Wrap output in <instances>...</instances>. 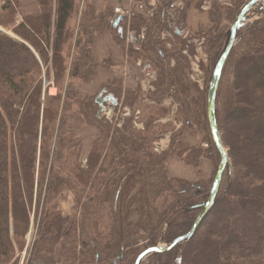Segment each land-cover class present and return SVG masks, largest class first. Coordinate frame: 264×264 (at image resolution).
<instances>
[{"label":"trees","instance_id":"1","mask_svg":"<svg viewBox=\"0 0 264 264\" xmlns=\"http://www.w3.org/2000/svg\"><path fill=\"white\" fill-rule=\"evenodd\" d=\"M155 1L152 6V0H141L139 9L123 17V37L118 31L115 35L125 54L157 67L156 89L144 102L150 111L141 128V112L134 110L144 100L141 90L125 94L124 109L131 115L118 119L122 126L99 118L97 96L81 95L73 82L61 96L45 95L49 104L42 101L37 79L44 69L52 68L57 78L68 74L66 44L78 12L76 0H37L41 12L19 24L21 0L4 4L0 27L14 37L0 30V264H20L17 253L25 248L33 213L39 228L28 264H134L140 246L160 240L166 226L165 241L192 230L209 199L221 156L210 131L206 93L191 79L192 61L199 55L195 38L179 33L187 32L193 4L198 11L212 4L214 26L195 35L208 56L202 69L211 75L227 34L216 20L224 9L234 24L242 0ZM112 13L111 7L98 11L86 4L76 33L73 80L97 77L93 45ZM128 22L135 39L127 50ZM106 89L121 101L115 88ZM167 99L178 105L177 120L202 130L208 149L186 145L179 134L168 150L158 152L167 130L160 120L169 115L161 103ZM216 118L229 150L222 194L189 241L148 264H264V18L252 23L226 62ZM85 125L99 132L83 164L79 130ZM172 157L194 167L208 159L214 171L197 183L170 177L165 162ZM68 189L76 191L80 214L75 218L59 207Z\"/></svg>","mask_w":264,"mask_h":264},{"label":"rangeland","instance_id":"2","mask_svg":"<svg viewBox=\"0 0 264 264\" xmlns=\"http://www.w3.org/2000/svg\"><path fill=\"white\" fill-rule=\"evenodd\" d=\"M207 1V0H205ZM210 0H208L209 3ZM245 0H242V6L244 4ZM7 2V0H0V14L2 11V8L4 6V4ZM198 3V2H196ZM156 4L155 0H152L151 5L154 6ZM229 6H226L228 8L232 7V2H229ZM260 4V3H259ZM22 5V0L20 2V8ZM88 5V4H87ZM126 4H124L123 6H106V8L111 7L113 9V18H110V20L106 21L102 28L100 33L98 34V36H96V40H98V37L101 35H107L109 37V34L112 36L114 43L119 47L121 54L123 56V60H124V64L116 62V61H121L123 62V60H114L112 59L111 54H109L108 56L105 57V59L101 62H97L95 61V63L97 64V68H95L96 73H98L97 77L93 80H89V81H82L79 78H75L74 80L71 78L70 73L72 71V63L74 62V56H75V52H76V43L78 42L77 38V32L78 29H80V25L75 26L70 29L71 30V36L68 38L67 40V44H66V54L67 57L69 56V58L67 59L68 62V74L66 75V77H60L57 78L56 73L54 72V70H49V72L44 69V71L41 73V77H39L37 79V82H41L42 87H43V97H42V101L46 104H49V101L45 100V95L51 96V97H55V96H61L60 93L64 94L66 92L67 86L69 85L68 83L73 82L75 84L74 88H76V90L83 96L85 97H89V98H93V97H98L99 94L103 91V90H107L106 88H115L114 90L116 92H118L121 101L118 105V107L115 108L114 112L109 114V110H110V106H107V110L106 112H103L99 115L100 112V108L98 111V117L99 118H103L105 117L107 120L111 121V120H115L117 121V123L119 124V126H122L123 121L122 120H118V119H122V115H124V113L126 114H130L131 115V110L129 108H125L124 109V100H125V94L127 92H133L136 90H141V93L143 95V102L141 103V105H138L135 107L134 110H139V112H141L140 114V121L137 124L138 128L142 127V123L141 122H145L147 120V116H148V112L150 111V107L146 106V104L144 103L147 99H148V95L150 93L155 92V82L157 81L158 78V72H157V67L147 61L146 59H141L140 56L137 55H133V57H129L127 54H125L122 49L120 48V46L117 44L116 42V37L115 35H117V31L118 29H113V22L115 20V18L117 17H126L129 15V13L131 12V10L139 9V6L141 5V0H133L131 2V4L128 6H125ZM194 5V4H193ZM211 3L209 5H207L208 8L206 9H202L200 8L199 13H204L205 11L209 13V15H211ZM263 2L257 6L256 9H254L252 11L253 14H255L254 18L252 19V21L249 22V24L247 25V27L243 30L242 32V38L245 36V34L247 33L248 29L250 28V26L252 25V23L256 20L262 19L264 18V9H263ZM91 6V5H90ZM179 6L183 7V2H179ZM241 6V7H242ZM121 8L123 11L125 12H129L128 15H122L120 13L116 12V9ZM195 7L197 8L196 4ZM106 8L103 10L105 11ZM98 11H100L98 8H96ZM222 15L223 16H219L220 17V21L216 20L219 25H223V27H225L227 29V34L225 37V40L223 42V46L220 49L218 55H217V60L224 48V45L226 43V40L228 38L229 32L233 26V24H230L228 20H226V12L224 9H222ZM241 10V9H240ZM20 9H19V13H20ZM41 12V9L37 12L39 13ZM19 15V14H18ZM174 17V14L172 15V18ZM211 17V16H210ZM129 20V19H128ZM212 23L209 25V27H213L214 26V22L213 19L211 18ZM130 21V20H129ZM122 23V22H121ZM120 23V24H121ZM128 32L126 33V49L128 50L129 44H131V42H133V40L135 39L133 37V34L130 32V22H128ZM76 27L78 28L76 30ZM121 27V25H120ZM208 27H203L202 29H206ZM1 30L5 31L6 33H8L9 35H13L11 30H5L4 28L0 27ZM76 30V32H74V30ZM186 29H187V25H186ZM181 33H183L182 36L188 35V33H192V32H185V31H180ZM200 30L198 32H193L192 33V37L195 38L193 39L195 41V46L197 47V52L199 53V55H197L195 57V59L192 61V74H191V79L193 82L198 83L199 88L204 91L205 93L207 92V86L209 83V80L211 78L210 74H207L203 71V63L205 62L207 63L208 60V56L205 55L203 53V50L201 49V44L199 43V39L197 40V38L195 37V35H198L197 33H199ZM122 38V37H121ZM242 38H240V40L237 42V45L240 43V41L242 40ZM237 45L235 46V48L237 47ZM234 48V49H235ZM233 49V50H234ZM76 57V56H75ZM95 60V59H94ZM216 60V62H217ZM153 64V76H154V81L152 80L151 82H149V80L147 81L145 75L143 74V68L145 67V65L147 64ZM204 63V64H205ZM121 64V65H120ZM82 71V70H81ZM101 74V75H100ZM107 79L106 82L103 81V79ZM98 79H102L101 84L97 85L95 88H92L93 86L91 85V83L95 80ZM94 83V82H93ZM92 83V84H93ZM95 84V83H94ZM114 85L116 87H114ZM110 90V89H109ZM108 93V91H107ZM109 94V93H108ZM206 95V94H205ZM62 104H64L65 99L62 96ZM97 99V98H96ZM206 99V96H205ZM144 103V104H143ZM163 107H166L169 110V115L167 117H165V119L160 120L161 123H165L167 125L166 127V132H165V137L162 138L160 140V142H158V144L156 145L158 152H162L165 150H168L171 144V140L174 136L179 135V138L182 140V142H184L186 145H190V146H203L204 149H208L209 148V143H207V141H205V135L204 133H202V130L198 128L197 125H192V127H187V125L185 124L184 121H179L176 119V114L178 111V105L174 104L173 101L171 99H167L165 100L163 103H161ZM207 111V109H206ZM231 123V122H230ZM210 126V125H209ZM169 128V130H168ZM211 131V129H210ZM98 129L94 128L93 126H82V128L79 130V136L82 140V151H81V161L82 163H86V159L89 156L91 150H92V142L94 140V135H96V133H98ZM180 132V133H177ZM11 135L13 136V133H11ZM162 143L164 144V147L162 148L161 145ZM227 152H228V157H229V150L226 148ZM220 157V155H219ZM220 159H219V163L220 164ZM166 165V169L168 171V174L170 177H175V178H181L184 180H187L189 182L192 183H197L200 181H205L206 179H208L211 175L212 172L214 171V162L208 159H204L201 161L200 165L198 167H194L191 165L186 164L184 161H182L181 159L177 158V157H172L166 160L165 162ZM217 165V167H218ZM38 173V171H37ZM38 177V175L36 176ZM224 183H225V177H224ZM75 192L73 190H65V192L62 194V196L59 198V207L62 211V213L65 216L71 217V218H75L79 216V209L77 208V205L75 204ZM85 197L83 198V202H84ZM133 219L135 220L137 218L136 213H134L132 215ZM34 220H35V216L34 213L32 215V226L30 228V232L26 237V244H25V248L24 250L20 253H17V257L20 259V264H28L29 259L31 257V253H32V249L33 246L35 244V241L37 239V233H38V228L39 225L38 224H34ZM166 228L163 230L162 232V236L160 238L159 241H165L164 240V234L166 233ZM182 237V236H181ZM180 238V237H179ZM150 245V244H149ZM146 243L142 244L140 246V251L136 252L135 255H139V253L144 250L147 246ZM79 249L81 248L80 246H78ZM137 255V256H138ZM155 256V255H154ZM151 256L148 259H146V261H144L142 264H148L149 260L154 257Z\"/></svg>","mask_w":264,"mask_h":264},{"label":"water","instance_id":"3","mask_svg":"<svg viewBox=\"0 0 264 264\" xmlns=\"http://www.w3.org/2000/svg\"><path fill=\"white\" fill-rule=\"evenodd\" d=\"M256 0H245L243 6L241 7V10L239 12V15L233 24L228 38L226 40V43L224 45V48L216 62L215 68L213 70V73L211 75V78L209 80L208 86H207V92H206V109H207V116H208V122L211 129V135L212 139L216 145V148L221 156V161L218 167V171L215 177V181L213 184V187L210 192L209 199L206 201V203L202 206L203 210L199 217L197 218L192 230L175 240L172 241H159L153 244H150L147 246L144 250H142L139 255L136 257L134 264H142L146 259H148L151 256L164 253L167 251H170L187 241H189L197 232L199 229L202 221L204 218L210 213L212 208L215 206L217 201L219 200L223 186H224V177H225V171L229 162L228 152L226 148L223 145L221 135L219 132V127L217 123L216 118V95L217 90L219 86V82L224 70V67L226 65V62L237 45V42L242 38V32L247 27L250 21L247 20V16L252 13L254 9L257 8L258 4L255 5ZM123 21V17H118L117 20L114 22V28L118 29V34L120 37H123V28L120 27V23ZM180 35H183V33H179ZM13 37V35H12ZM96 104L100 108L99 115L103 112H106L107 106H110L109 114L113 113L115 108L118 107L119 103L118 100L115 98L113 94H108L107 90H103L99 96L96 99Z\"/></svg>","mask_w":264,"mask_h":264},{"label":"crops","instance_id":"4","mask_svg":"<svg viewBox=\"0 0 264 264\" xmlns=\"http://www.w3.org/2000/svg\"><path fill=\"white\" fill-rule=\"evenodd\" d=\"M133 0H76V7H77V15L76 17H73L71 20V26L75 27L80 25L82 14L84 11V8L86 4L89 6L92 5V7L98 8L100 11H103L106 6H128L130 5ZM263 2V9H264V0H260V4ZM258 4V5H260ZM40 6L37 3V0H22V5L20 8V13L17 17V23H21L24 20V17L31 16L37 14V12L40 10ZM212 23L211 17L208 12L199 13L197 8L195 7V4L192 5L189 15L187 18V30L188 32H198L203 27H209V25ZM78 28L76 27V30ZM111 54L112 59L116 60H123V56L121 54V51L119 47L114 43L112 36L109 34V37L105 35H101L98 37V40H95L93 45V56L95 61L101 62L105 59L106 56ZM119 63L124 64L123 62ZM121 65V64H120ZM101 75V74H100ZM109 79V78H107ZM107 79H103L104 82L107 81ZM102 79L95 80L91 83L93 86L92 88H95L97 85L101 84ZM102 81V82H103ZM95 86V87H94Z\"/></svg>","mask_w":264,"mask_h":264},{"label":"built area","instance_id":"5","mask_svg":"<svg viewBox=\"0 0 264 264\" xmlns=\"http://www.w3.org/2000/svg\"><path fill=\"white\" fill-rule=\"evenodd\" d=\"M116 12L117 13H120L122 15H128L127 12L123 11L120 7L118 9H116ZM153 64H147L145 65V67L143 68V74L145 75L147 81L149 80V82H151L152 80L154 81V76H153ZM161 147L163 148L164 147V144L162 143Z\"/></svg>","mask_w":264,"mask_h":264},{"label":"bare ground","instance_id":"6","mask_svg":"<svg viewBox=\"0 0 264 264\" xmlns=\"http://www.w3.org/2000/svg\"><path fill=\"white\" fill-rule=\"evenodd\" d=\"M260 0L255 1V5L259 4ZM255 14L251 13L247 16V20H252L254 18Z\"/></svg>","mask_w":264,"mask_h":264}]
</instances>
